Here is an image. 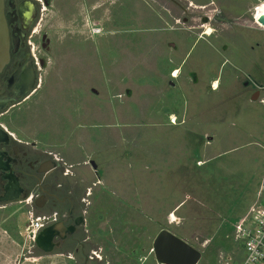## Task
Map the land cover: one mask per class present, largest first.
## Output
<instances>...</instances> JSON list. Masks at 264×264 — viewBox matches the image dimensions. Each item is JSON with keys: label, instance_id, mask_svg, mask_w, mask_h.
I'll return each mask as SVG.
<instances>
[{"label": "rangeland", "instance_id": "rangeland-1", "mask_svg": "<svg viewBox=\"0 0 264 264\" xmlns=\"http://www.w3.org/2000/svg\"><path fill=\"white\" fill-rule=\"evenodd\" d=\"M46 1L41 87L9 126L73 165L65 192L91 205L110 264H157L160 228L222 264L264 198V0ZM28 209L0 205V264H73L23 231Z\"/></svg>", "mask_w": 264, "mask_h": 264}, {"label": "flooded vegetation", "instance_id": "flooded-vegetation-1", "mask_svg": "<svg viewBox=\"0 0 264 264\" xmlns=\"http://www.w3.org/2000/svg\"><path fill=\"white\" fill-rule=\"evenodd\" d=\"M0 3V205L29 200L39 209L42 202V207L49 209L47 213H57L53 223L62 222L67 228L57 229L53 234L51 252L66 251L73 264H110L103 254L107 247L91 244L92 231L86 228V213L91 205L84 203L83 197L77 201L71 190L65 192L63 167L56 161L57 155L41 148L36 141H26L7 122L14 110L41 87L38 70L43 59L37 55V46L31 38L36 16L47 1L0 0ZM189 6L190 3L187 9ZM40 39V45L46 48L44 33Z\"/></svg>", "mask_w": 264, "mask_h": 264}, {"label": "built area", "instance_id": "built-area-1", "mask_svg": "<svg viewBox=\"0 0 264 264\" xmlns=\"http://www.w3.org/2000/svg\"><path fill=\"white\" fill-rule=\"evenodd\" d=\"M93 33H99L100 28L93 25ZM56 161L63 167L62 176H72L73 165L66 163L61 157L55 156ZM86 191V195H89ZM84 201L87 199L83 198ZM30 206L27 210L26 231L34 241L37 232L52 224L57 217L56 212L35 213L31 202L25 200ZM88 202V201H87ZM234 239L237 241V251L232 256L226 257L222 264H264V198L256 201L244 216L235 225Z\"/></svg>", "mask_w": 264, "mask_h": 264}, {"label": "water", "instance_id": "water-1", "mask_svg": "<svg viewBox=\"0 0 264 264\" xmlns=\"http://www.w3.org/2000/svg\"><path fill=\"white\" fill-rule=\"evenodd\" d=\"M57 229L65 231L67 228L62 222L43 227L35 235L34 244L41 250L50 252L53 248L52 236ZM152 252L157 264H197L202 257V251L199 248L168 228H160L156 232L152 240Z\"/></svg>", "mask_w": 264, "mask_h": 264}, {"label": "crops", "instance_id": "crops-1", "mask_svg": "<svg viewBox=\"0 0 264 264\" xmlns=\"http://www.w3.org/2000/svg\"><path fill=\"white\" fill-rule=\"evenodd\" d=\"M205 33V32H204ZM178 47V46H177ZM180 64H181V57H179L178 58V60H177V66H175V68H174V70H173V73H172V76L173 77H175L176 75L174 74V71H177V73H178V70H180L181 68H180ZM214 81H216L217 82V80H213L211 83H213ZM217 87H212V89H216ZM121 118V117H120ZM42 125V124H41ZM56 155H58V154H56ZM62 182H63V179H62ZM42 202L39 204L40 205V208H39V213H44V212H46L47 210H48V208L47 207H42ZM23 215L25 216L24 218H26L27 219V214H25V213H23ZM26 222V221H25ZM25 222L23 223V221H22V225H23V227H22V229H23V231H24V227L26 228V226H25ZM21 224V223H20ZM20 227V225L18 224V228ZM19 231L21 232V228L19 229ZM94 232H92L91 233V236H94ZM109 245H112V243L110 242V243H108ZM100 245H104L103 243H100ZM105 247H107L106 245H104ZM108 248V247H107Z\"/></svg>", "mask_w": 264, "mask_h": 264}, {"label": "bare ground", "instance_id": "bare-ground-1", "mask_svg": "<svg viewBox=\"0 0 264 264\" xmlns=\"http://www.w3.org/2000/svg\"><path fill=\"white\" fill-rule=\"evenodd\" d=\"M206 33H210V28H207V30L205 31ZM174 74L177 75V71H174ZM213 87H217V82L214 81L213 82ZM255 95L252 96V99H255Z\"/></svg>", "mask_w": 264, "mask_h": 264}]
</instances>
